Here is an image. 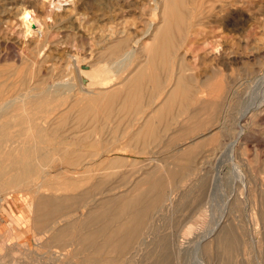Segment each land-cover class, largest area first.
Segmentation results:
<instances>
[{
	"label": "rangeland",
	"instance_id": "1",
	"mask_svg": "<svg viewBox=\"0 0 264 264\" xmlns=\"http://www.w3.org/2000/svg\"><path fill=\"white\" fill-rule=\"evenodd\" d=\"M11 1L10 5L4 1V5L1 6V9L6 12L3 11V14H0V20H2L5 33L8 34V38L5 37L4 41L11 42L12 40L11 43L14 42L19 47L25 46L26 41L30 40L31 36H26L24 31L26 29L20 19L19 12L25 7L31 9L34 13L33 17L36 18V23L38 21L37 25L36 23L34 25V30L44 29L47 40V53L49 56L43 68L46 71L43 72L45 84L70 83L72 85L77 83V73L68 66L71 62L69 56L72 55L81 59L80 68L82 70H89L92 64H95L96 75L99 76L92 78L93 81H100L105 69L108 72L106 71L104 76H111L115 80L117 76H114V70L116 69H110L118 63V60L113 58L114 56L110 52L113 49L114 40L126 35L132 38L131 40L139 38L148 30L147 25L149 22L159 17L158 11L153 9L152 0H64L60 10L54 9L52 4L61 2V0ZM220 5L227 7L228 21L234 22L235 29L226 27L217 20V17L223 15V13H219L218 7ZM205 6L204 14L196 19L198 21L197 25L186 30V41L178 46L177 51L178 55L185 58L189 68L196 69L195 73L198 74V78L210 79L211 90L214 84L219 86L215 90L213 89V92H218L216 94L219 95L221 100L226 97L225 113L222 112L220 116V121L224 115L226 116V128L222 129L220 143L218 133L215 137H212L210 151L208 152L209 157L203 159L200 168L196 169L199 173L181 176L158 175L163 176L165 180L157 186L166 187V192H169L170 198L165 199V208L155 216L152 225L155 226L157 231L160 230L171 235L177 233V235L182 236L180 239L177 238L178 245L180 244L179 247H182L183 250L182 248L179 250L180 254L176 257L179 260L175 261V264H183V261L184 264H220L219 257L216 258L215 255L214 243L217 235L214 234L210 238L201 241V243H209L211 256L203 253L201 247H198L197 244L200 236L208 234L207 231L215 226L220 216H225L223 226H232L243 244L240 249L241 252L237 256V261L240 264H264L258 250L250 249L251 245H255L250 240L255 237V240H261L263 230L258 213L261 209L259 204L264 191L262 190L264 189V162H262L264 160V147L259 150L261 159L258 161L253 141L255 136L264 139V131L261 130L263 126H259L261 124L260 119L264 117V106H261L257 111L251 110L250 106L256 104L264 94V0H207ZM188 22L193 23L194 20L188 18ZM33 34H31L32 37ZM27 37L29 38L27 39ZM139 45L140 48L135 55L145 54L146 47L142 44ZM218 46L220 48L219 54L215 53L214 50ZM124 64L130 66L131 62ZM82 81L85 82V80ZM205 92L206 90L202 92L205 96L210 93L209 91ZM73 94V92L65 94L62 98L64 105L59 110H63L65 114H63V130H61H72L70 133H73L76 132L77 128L80 136L90 137L91 120L88 119L91 116L80 115L83 111L82 107L76 111L72 109ZM210 95L213 97L212 93ZM79 96L81 99L82 95ZM80 101L81 106H84L85 100ZM246 109L248 114L243 124H249L250 129L246 131L245 136L239 139V144L236 146L235 151L231 153L229 145L236 139L239 130L237 129V123L241 115L238 114L244 113V110L247 111ZM87 121L89 122L87 123ZM75 124L76 126H74ZM224 134L226 140L223 145ZM58 143L45 142L42 146L48 148L50 146L58 147ZM71 143L67 142L63 144V147L72 150L81 148L84 144L90 148L82 150L83 158L80 164L69 166L70 168L63 164L64 161L61 158L54 156L53 165L58 172L55 174L54 179L49 180L43 193L47 196L48 194L58 196L77 195L85 190L91 195L86 198V206L82 204L74 205L72 213L68 216L60 213V216L56 219L59 221L57 227H63L66 222L73 219L83 218V214L87 210L86 207L93 203V197L99 198L97 196L98 190H93L96 188L94 182L97 180H106L107 183L100 186L109 188V195L114 196L129 191L128 189L135 181L148 176L122 173L138 171L140 167L141 169L145 168L147 166L146 162H133L130 160L131 163L121 168L108 166L107 159L100 157L102 154L99 148L104 144L103 142H96L95 149H93L95 150L94 156L91 153L92 143L90 139L86 142H78V144ZM243 143L247 144V150L242 149L241 145ZM76 158L78 157L76 156ZM73 160L74 158H72ZM161 163L166 165L161 167L162 170H170L171 161L162 160ZM62 167L64 169L61 170ZM67 170H69L68 174L71 171L83 172L80 179L81 184L77 190L66 189L68 183L62 178L66 176ZM231 170H234V172ZM236 170L240 173V177H245L244 188L241 183L235 181L239 177L238 173L235 172ZM229 173H233V175ZM215 175H218V177ZM71 185L73 186L74 183ZM183 192L187 197L183 198L185 195ZM203 192L204 197L208 195L207 202L203 207L196 210L195 204L198 202V196ZM6 193H10L12 196L10 199H6L5 202L0 203V264H81V256L72 257L73 252L78 249L76 245L62 247L63 249L54 247L49 241L51 231L47 229L50 226H36L33 194L27 191L13 193L12 190L8 189L3 192V196ZM224 208L226 209L223 210ZM188 215L190 217H187ZM151 235L152 233L148 230V233H145L144 236ZM151 239L150 237L147 238V242H150ZM192 250L195 252H192ZM56 252L60 253L61 257L57 258L55 256ZM68 254L70 260L66 259ZM133 256L132 264H148L143 252L140 250L135 252Z\"/></svg>",
	"mask_w": 264,
	"mask_h": 264
},
{
	"label": "bare ground",
	"instance_id": "2",
	"mask_svg": "<svg viewBox=\"0 0 264 264\" xmlns=\"http://www.w3.org/2000/svg\"><path fill=\"white\" fill-rule=\"evenodd\" d=\"M4 1L8 5L12 3L11 0H0L1 15L4 11L1 9V6L4 5ZM206 1L207 0H152L151 3H153V9L158 11L159 17H157V19H152L150 22L148 21V30H146V32H144L139 38L131 40L132 38H129L126 35L114 40L113 49L110 51L111 55H121L122 57L129 58L136 54L140 48L139 44H142L146 47L145 54L142 56L147 59L154 55L171 57L180 56L177 51L178 46L185 43L186 30L192 28L194 25L196 26L198 22L196 19L204 14ZM226 8L225 5H220L218 7L219 13H223V15L219 18L217 17V20L226 27L235 29L236 25L234 22L228 21ZM25 9L31 10L27 7L23 8V10L19 12L21 16ZM188 18L193 19L194 22H188ZM31 19L34 22L30 25V32L31 34H34L33 37L30 34V40L28 39L29 37H27L29 42L26 41L25 46L21 44L23 47L17 46L14 42L11 43L12 40L11 42L4 41L5 37L8 38V34L5 33L2 20H0V203L11 198L12 194L10 193H6V195L3 196V192L8 189L12 190L13 193L17 191H27L33 194L34 221L36 226H50L47 230L51 231V235L48 237L50 243H52L54 247L62 248L76 245L78 249L73 252L72 257L81 256V264H132L134 257L133 254L139 252V250L143 252L148 264H175V261L179 260H177L176 257L180 254L179 250L182 248L179 247L180 244L178 245L177 238L180 239L182 236L177 235V233H175L176 235H171L160 230L157 231L155 226L152 225L155 216L165 208V199L170 196L168 194L169 192H166V187L157 186V184L163 183L165 180L163 176H147L145 178L142 176L143 178L135 181L131 187L129 186V191L114 196L109 195V188L100 186L106 184L107 181L99 179L94 182L96 188L93 189L95 191L96 189L98 190L97 196H99V198L93 197L94 195L92 196L93 203L88 205L89 207H86L87 210L83 214V218L79 220L73 219L66 222L63 227L61 226L62 228L57 227L59 221L56 219L60 216V213H64L68 216L72 213L74 205L82 204L86 206V198L91 195L85 190L77 195L66 194L58 196L55 194H48L47 196V194L43 193L49 180L51 178L54 179L55 174L58 172L54 169V156L61 158L62 161H64L63 164L70 168L75 164H80V161L83 158L82 150L84 151L85 148H90L84 144H82L81 148H74L72 150L68 149V147H63V144L67 142L78 144V142H86L91 137L80 136L77 128L76 132L73 133H70L72 130L62 131L63 114H65L63 110H59L64 105L62 98L65 94L73 92L74 102H72V109L76 111L82 107L83 111L80 115L86 114L90 116L93 111H98L100 108L105 111L108 107L109 98H112L114 95L110 92H106L109 85L112 83V81L110 82L108 79H111L112 77L104 76V73L106 71L108 72V70L105 69L102 73V79L98 82L93 81L92 78L99 76L98 74L96 75L95 64H92V67L89 70H82V68H80L81 59L72 55L69 56L71 62L68 66L71 70L74 69L77 73V83L72 85L70 83L45 84L43 80V72L46 71H44L43 68L49 56L47 53L48 46L46 35L42 28L38 31L34 30L36 18L32 15ZM24 31L26 33L29 29ZM214 50L215 53L219 54V46L214 48ZM99 55L101 56V54ZM66 65L64 66L66 67ZM51 66L53 67V65ZM115 67L116 70H114V74L116 76L128 68L124 63H117V65L110 67V69H115ZM82 80H85V82ZM64 88L65 90H63ZM215 88L214 85L213 89L215 90ZM213 89H210L209 91V99L211 98L212 101L216 100L221 103H226V97L221 100L219 95L216 94L218 92H213ZM79 93L82 95L81 99L79 98ZM211 93L213 94V97H211ZM80 100H85L84 106H81ZM255 101L257 100L255 99ZM261 106H264V94L256 104L254 103L250 106V109L257 111ZM92 109L93 111L91 112ZM224 113L225 110L223 111V114ZM247 114L248 110H244V113L238 114L239 116L241 115L237 123V129L239 130L236 139L229 145V151L231 153L235 151L236 146L239 144V139L242 136H245L246 131L250 129L249 124H243L247 119ZM260 120L261 124L259 126H263L261 130L264 131V117ZM88 122L89 121H87V123ZM220 123L226 128L227 121L225 115ZM74 126H76V124ZM219 132L220 131L217 133ZM45 142L59 143L58 147L50 146V148H48L42 146ZM253 143L258 157L257 160L260 161L259 150L264 147V139L255 136ZM241 147L243 150H247L246 143H243ZM76 156L78 158L75 159ZM72 158H74L73 161ZM106 161L110 164L119 163L118 159H107ZM262 162H264V160ZM60 169L62 170L64 168L62 167ZM67 171L68 172L65 174L66 176H63L64 178H62L68 183L66 189L72 188V190H77L80 187V179L83 172L71 171L70 174H68L69 170ZM232 172H234V170ZM235 172H237V170ZM237 173L239 176L240 173ZM230 175H233V173ZM215 176L218 177V175ZM176 180H178V178H176ZM235 181L241 183L244 188L246 183L244 176H239ZM72 183H74L73 186L71 185ZM183 194L185 193L183 192ZM207 196L205 195L204 197V192L198 196V202L195 204L196 210L205 205L207 202L206 198L208 199ZM184 197H187L186 194L183 198ZM259 205H261V209L258 214L263 225V230L261 229L262 238L259 241H257V239L255 240L256 237L254 239L252 238L250 241L255 245H251L250 249L253 248L258 250L259 256H261L264 261V191ZM235 206H237V204H235ZM78 207L80 208L79 205ZM225 209L226 208L223 210ZM187 217L190 216L188 215ZM225 219V216H220V219L215 223V226L210 230L208 229L209 231L207 232L209 233L200 236L197 246L201 247L200 249L203 253H207L211 256L212 252H210L211 247L209 243H201V241H204L215 234L217 235L216 242L214 243L216 249L215 255L216 258L219 257V263L240 264L239 261H237V256L239 252H241L240 249L243 244L232 226H223ZM185 220L183 221L184 223L186 222ZM148 230H150L152 235L144 236L145 233H148ZM149 237L152 239L150 242H147V238ZM257 237L259 238V236ZM194 250H192V252H195ZM55 256L59 258L61 257V254L56 252ZM66 259H71L69 254L66 256Z\"/></svg>",
	"mask_w": 264,
	"mask_h": 264
},
{
	"label": "crops",
	"instance_id": "3",
	"mask_svg": "<svg viewBox=\"0 0 264 264\" xmlns=\"http://www.w3.org/2000/svg\"><path fill=\"white\" fill-rule=\"evenodd\" d=\"M113 58L118 64L131 62V65L115 80L108 79L114 81L106 92L114 95L113 99L109 96L105 111L91 110L92 156L96 142H103L99 149L104 156L100 157L119 160L118 164L107 163L108 166L121 168L131 161L146 162L145 168L122 173L148 176L199 173L196 169L209 157L212 137L220 131V143L225 127L220 116L226 103L212 101L209 94L202 93L210 91V79L198 78L196 69L189 68L181 56ZM162 160L171 161L170 170L162 171L161 167H165Z\"/></svg>",
	"mask_w": 264,
	"mask_h": 264
},
{
	"label": "clouds",
	"instance_id": "4",
	"mask_svg": "<svg viewBox=\"0 0 264 264\" xmlns=\"http://www.w3.org/2000/svg\"><path fill=\"white\" fill-rule=\"evenodd\" d=\"M64 0H61V2L58 3H54L52 4V7L56 10H60V8L62 7ZM32 15H34V13L31 10L25 9L23 12V15L20 17V19L24 22V27L26 29H29V31H27L25 34L26 35H30V25L31 23H33L34 21L31 19Z\"/></svg>",
	"mask_w": 264,
	"mask_h": 264
}]
</instances>
